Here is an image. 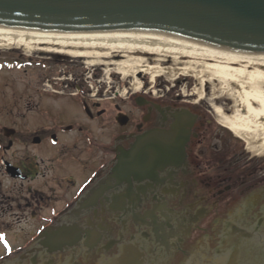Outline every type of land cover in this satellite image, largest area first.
<instances>
[{
  "label": "flooded vegetation",
  "instance_id": "flooded-vegetation-1",
  "mask_svg": "<svg viewBox=\"0 0 264 264\" xmlns=\"http://www.w3.org/2000/svg\"><path fill=\"white\" fill-rule=\"evenodd\" d=\"M46 54L27 90L0 60V264H264V154L192 93L78 80ZM153 130L178 153L117 171Z\"/></svg>",
  "mask_w": 264,
  "mask_h": 264
},
{
  "label": "bare ground",
  "instance_id": "bare-ground-1",
  "mask_svg": "<svg viewBox=\"0 0 264 264\" xmlns=\"http://www.w3.org/2000/svg\"><path fill=\"white\" fill-rule=\"evenodd\" d=\"M0 47L58 52L94 61L108 56L124 78L134 77L137 90L143 86L142 73H150L152 79L160 74L169 78L191 75L199 81L196 92L201 99L205 84L219 80L224 83L220 96L228 91L234 100L232 108L213 101L220 123L244 139L250 150L264 152V53L148 30L69 31L8 25H0Z\"/></svg>",
  "mask_w": 264,
  "mask_h": 264
},
{
  "label": "water",
  "instance_id": "water-1",
  "mask_svg": "<svg viewBox=\"0 0 264 264\" xmlns=\"http://www.w3.org/2000/svg\"><path fill=\"white\" fill-rule=\"evenodd\" d=\"M0 25L148 30L264 53V0H0ZM178 147L176 134L150 131L122 152L116 170L150 169L151 164L168 160V154H177Z\"/></svg>",
  "mask_w": 264,
  "mask_h": 264
},
{
  "label": "rangeland",
  "instance_id": "rangeland-1",
  "mask_svg": "<svg viewBox=\"0 0 264 264\" xmlns=\"http://www.w3.org/2000/svg\"><path fill=\"white\" fill-rule=\"evenodd\" d=\"M14 48V47H12ZM12 48H4L0 47V51L2 54H0V60H8V65H12L13 67H7L8 70H10L7 73H4L3 75L8 78L9 76L13 78V82L15 81L17 90H21L23 88H26V90L29 88L27 83L30 80L31 74L35 72H46L42 65L41 62H38V59L45 57V55H48L46 51H41V50H33L32 52H27L23 49V47H20V50L23 52L22 55L18 53H12L8 54V51L11 50ZM43 52V53H41ZM64 54V53H62ZM66 55L69 59V63L67 66H63L60 69L61 73H66L69 76L72 74H76L80 80L81 76L84 80L90 79L91 81L94 82L93 77L95 74L101 73L100 76L104 77V80L107 82V85H111L112 83L116 82V86L119 85V81L126 82L128 84V81H130L132 86V90H136L137 88L134 87V77L133 76H127L126 78L123 77V74L117 69V65L113 63V60L110 57H102L101 61H94L93 58L87 59L84 57H73L72 55L69 54H64ZM154 57L155 55H150ZM159 56V55H158ZM31 57L32 62H28L27 68L28 71L24 72L23 68L20 67L19 65H23L25 61H28L27 59ZM161 57V56H159ZM74 62V64L72 63ZM153 64L156 63V60H151ZM168 63H171L168 62ZM73 64V65H71ZM41 67V69H40ZM35 71V72H34ZM2 73V71H0ZM0 73V75H1ZM144 74V75H143ZM139 78L142 80L143 86L140 90L143 89V87H146L147 89L150 90H157L161 92L162 90L168 91V92H175L177 95L181 94H191L193 98H195L196 101L203 102L202 104H207L209 103L212 108L214 109L212 103L213 101L217 103L218 105L222 106H229L230 103L232 105L234 104V100L231 97V94L228 91H225V93H222L223 95L220 96L219 89L224 85L219 80H213L210 82H207L203 88L204 94L203 98L200 99L199 93H197V88L199 86V81L191 76V75H176L174 78H169L165 74H160L158 76H155L154 79H152V75L150 73H142ZM115 79V81H114ZM92 83V82H91ZM70 85V84H69ZM71 89V88H70ZM232 108V106H231ZM225 110V109H224ZM215 111V109H214ZM227 113H231V110H225ZM216 112V111H215ZM217 114V113H216ZM222 124V123H221ZM223 125V124H222ZM224 126V125H223ZM228 129V128H227ZM229 131L232 133V136L235 135L234 132H232L230 129ZM237 137V135H235ZM238 139L240 137H237ZM240 138V141H243V139ZM244 144H246L244 142ZM257 153V151H252L250 150V153ZM263 155L264 152H261ZM258 154V153H257ZM260 155V154H259Z\"/></svg>",
  "mask_w": 264,
  "mask_h": 264
}]
</instances>
